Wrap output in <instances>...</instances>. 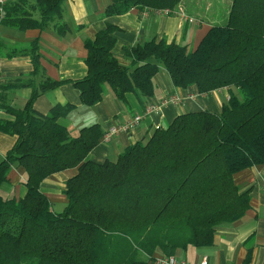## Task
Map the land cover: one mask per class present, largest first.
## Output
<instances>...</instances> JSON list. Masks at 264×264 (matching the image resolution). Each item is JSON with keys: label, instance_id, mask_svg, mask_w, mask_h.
Listing matches in <instances>:
<instances>
[{"label": "trees", "instance_id": "16d2710c", "mask_svg": "<svg viewBox=\"0 0 264 264\" xmlns=\"http://www.w3.org/2000/svg\"><path fill=\"white\" fill-rule=\"evenodd\" d=\"M66 1L8 0L1 23L21 31L53 26L64 35L68 26L58 19ZM183 1L112 0L105 16L134 9L187 15ZM227 17L224 25L212 20L196 49L156 38L125 49L129 67L113 54L116 27L85 40L87 75L73 83L85 107L100 103L107 87L123 102L129 93L153 98L161 68L175 88L230 93L219 114H182L116 161L87 160L105 134L99 125L72 138L58 123L75 106L35 113V100L61 82L35 88L23 110L0 96V110L14 117L0 120V132L17 139L0 160V264H149L159 252L211 247L220 226L245 217L250 191L242 192L235 178L264 165V0H232ZM30 47L38 69V41ZM13 167L27 175L21 199L2 195ZM70 169L78 173L65 186L68 204L54 213L41 185Z\"/></svg>", "mask_w": 264, "mask_h": 264}, {"label": "crops", "instance_id": "0c3cea01", "mask_svg": "<svg viewBox=\"0 0 264 264\" xmlns=\"http://www.w3.org/2000/svg\"><path fill=\"white\" fill-rule=\"evenodd\" d=\"M111 4L112 0H67L58 19V23L68 26L64 35L58 34L53 26L44 31H21L0 23V96L5 106L25 109L34 89L51 81L61 82V85L42 93L33 103V109L40 116H48L56 106H75L73 111L58 121L72 138L86 127L99 125L106 132L111 126L142 116V120L128 133L114 136L108 142L102 139L87 158L99 164L107 160L116 161L126 148L150 137L158 128H167L182 114L197 111L219 114L230 99L227 89L200 94L194 86L186 90L175 88L168 72L161 68L154 78L156 93L151 99L129 93L126 102H123L107 87L100 103L93 107L83 106L80 92L73 83L87 75L88 52L84 42L93 40L108 24L117 29L114 57L126 67L130 66L131 60L126 57L125 49L154 38L174 42L190 50L196 49L213 24L212 20L190 9L188 0H184L181 7L196 21L193 24L184 21L177 13L164 15L146 9L106 17L105 10ZM34 41L39 43L38 69H35L29 53ZM16 84L19 86L14 87ZM173 97L180 102L162 105ZM150 106H160V109L147 113ZM0 120L14 121V117L0 110ZM16 140V137L0 132V160L14 147ZM77 173L78 169H70L42 183L41 192L50 201L54 213H61L67 206L65 186ZM26 180L25 170L13 167L9 183L2 188V195L5 198H24L27 193ZM235 183L242 192L250 191L251 207L245 217L236 223L220 226L211 247L178 250L175 254L178 259L190 264H199L204 259L209 264H245L247 261L249 264H264V165L239 174ZM159 256H162L160 252L156 258Z\"/></svg>", "mask_w": 264, "mask_h": 264}, {"label": "built area", "instance_id": "2783aa9c", "mask_svg": "<svg viewBox=\"0 0 264 264\" xmlns=\"http://www.w3.org/2000/svg\"><path fill=\"white\" fill-rule=\"evenodd\" d=\"M5 5H6V0H0V23L2 22V20L5 19V16H6ZM146 10H150V9H146ZM154 11L159 12L160 14H164V15H171V13L168 10H161V11L154 10ZM178 14L184 19V21L188 23L193 24L196 22L193 18L188 17L183 12H180ZM0 84H1V81H0ZM179 102L180 100L178 98L173 97L165 101L162 105H165L166 103L177 104ZM159 109H160V106L159 107L150 106L147 110V113H152V112L158 111ZM141 120H142V116H139L124 124L109 127L103 136V141L108 142L114 136L128 133L131 130V128L136 126ZM154 263L155 264H190L185 260L178 259L176 256H163V255L155 258ZM199 264H209V263H208V260L204 259Z\"/></svg>", "mask_w": 264, "mask_h": 264}, {"label": "rangeland", "instance_id": "374dc122", "mask_svg": "<svg viewBox=\"0 0 264 264\" xmlns=\"http://www.w3.org/2000/svg\"><path fill=\"white\" fill-rule=\"evenodd\" d=\"M190 9L205 19L216 21V25H224L228 19L232 0H188Z\"/></svg>", "mask_w": 264, "mask_h": 264}]
</instances>
